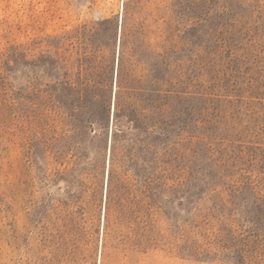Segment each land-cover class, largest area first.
Instances as JSON below:
<instances>
[{
  "label": "rangeland",
  "instance_id": "1",
  "mask_svg": "<svg viewBox=\"0 0 264 264\" xmlns=\"http://www.w3.org/2000/svg\"><path fill=\"white\" fill-rule=\"evenodd\" d=\"M126 1L0 0V264H102L112 170L110 227L140 219L148 56L165 29L178 193L174 224L156 218L157 264H231L185 257L193 218L264 212V0H186L172 16L129 0L124 36Z\"/></svg>",
  "mask_w": 264,
  "mask_h": 264
},
{
  "label": "trees",
  "instance_id": "2",
  "mask_svg": "<svg viewBox=\"0 0 264 264\" xmlns=\"http://www.w3.org/2000/svg\"><path fill=\"white\" fill-rule=\"evenodd\" d=\"M162 2L164 7H169L171 16L173 12L177 13V7L183 10L187 4L186 0ZM129 3L127 0L124 8V36ZM163 35L164 45L162 54L157 56L158 61L153 63L150 61L151 55L148 56V67L155 69L156 78L153 77L155 80L150 81L146 89L145 126L148 137L142 175L143 210L140 219L134 212H120L115 221L125 228L113 230L110 227L109 213L114 202L110 188L115 176L112 170L102 241V264L118 262L119 258L121 261L127 260V264H157V252L163 237L156 226V218L164 219L170 226L175 222L173 210L178 193V92L174 77L176 58L170 55L175 50V44L172 38L168 39L175 35L167 29L163 30ZM129 204L134 206L131 200ZM197 219L200 221H197L195 238L182 250L185 257L199 263L264 264V212H199V217L193 218L194 222ZM134 224H137V228Z\"/></svg>",
  "mask_w": 264,
  "mask_h": 264
}]
</instances>
